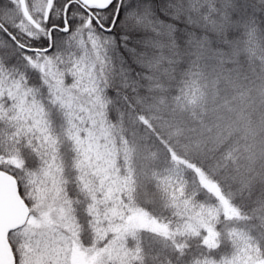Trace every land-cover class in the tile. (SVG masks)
<instances>
[{"label": "snow or ice", "instance_id": "obj_1", "mask_svg": "<svg viewBox=\"0 0 264 264\" xmlns=\"http://www.w3.org/2000/svg\"><path fill=\"white\" fill-rule=\"evenodd\" d=\"M257 60L264 0H0V264H264Z\"/></svg>", "mask_w": 264, "mask_h": 264}, {"label": "trees", "instance_id": "obj_2", "mask_svg": "<svg viewBox=\"0 0 264 264\" xmlns=\"http://www.w3.org/2000/svg\"><path fill=\"white\" fill-rule=\"evenodd\" d=\"M243 71L247 75L248 79L243 80V83L251 89L250 99L243 106L245 108L246 114L252 122V127L256 130L255 140L252 141L255 145L256 152L259 153L262 148H264V132L260 131L261 120L264 119V104H261L260 98L258 95V89L264 83L260 78V73L262 71L260 67L259 60L253 64L252 67H249L247 64L243 66ZM227 91L224 95H227L228 98H231L232 92L229 85H222ZM225 115H229L225 113ZM262 161L257 160V167H259Z\"/></svg>", "mask_w": 264, "mask_h": 264}]
</instances>
